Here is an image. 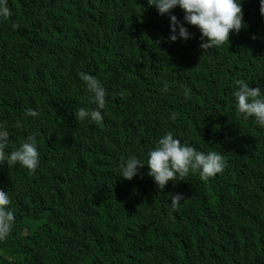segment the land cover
I'll use <instances>...</instances> for the list:
<instances>
[{"label": "trees", "instance_id": "1", "mask_svg": "<svg viewBox=\"0 0 264 264\" xmlns=\"http://www.w3.org/2000/svg\"><path fill=\"white\" fill-rule=\"evenodd\" d=\"M0 19V125L11 151L35 134L39 165L0 164L15 225L0 264H264V129L232 95L243 80L264 91V17L242 0L244 27L202 52L200 32L170 42V20L147 0H7ZM15 25V28H13ZM255 37V38H253ZM106 90L103 123L81 74ZM38 112L26 117L25 110ZM171 113L176 114L170 120ZM171 132L225 166L159 190L146 157ZM169 194L183 199L173 209Z\"/></svg>", "mask_w": 264, "mask_h": 264}, {"label": "clouds", "instance_id": "2", "mask_svg": "<svg viewBox=\"0 0 264 264\" xmlns=\"http://www.w3.org/2000/svg\"><path fill=\"white\" fill-rule=\"evenodd\" d=\"M242 0H147L148 6H154L160 15L168 14L179 8L183 12V23L176 16L170 15V35L168 40L175 42L178 38L188 40L191 34L185 24L195 26L200 32L202 52L222 46L229 41V33H238L244 27ZM259 12L264 17V0H259ZM10 16L7 0H0V19ZM15 28V25H13ZM255 38V37H253ZM90 100L95 108H80L75 118L102 125L105 108L106 90L100 81L88 74H81ZM237 85L232 95L238 114L244 119H253L254 123L264 129V91L260 87L251 88L243 80L235 81ZM26 117L35 118L38 112L34 109L25 110ZM170 120L176 119L171 113ZM9 146V133L5 126L0 125V164L19 165L33 172L39 165L36 135H28L24 142L5 151ZM147 165L150 176L159 190H163L169 181L183 180L190 173H197L200 178L208 179L221 173L225 161L215 151H197L188 143H181L171 132H165L148 151L146 163L135 156L123 160L120 168L122 179L131 180L137 175L138 168ZM171 206L175 209L183 199L180 194L171 195ZM10 197L6 191H0V241L5 240L15 225V213L10 206Z\"/></svg>", "mask_w": 264, "mask_h": 264}]
</instances>
